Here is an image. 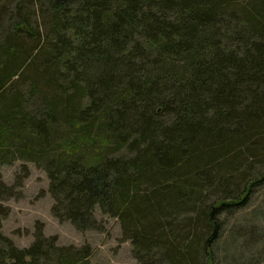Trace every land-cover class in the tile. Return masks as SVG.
Returning a JSON list of instances; mask_svg holds the SVG:
<instances>
[{
  "label": "trees",
  "instance_id": "trees-1",
  "mask_svg": "<svg viewBox=\"0 0 264 264\" xmlns=\"http://www.w3.org/2000/svg\"><path fill=\"white\" fill-rule=\"evenodd\" d=\"M44 1L43 30L0 7V174L33 163L56 219H117L140 264H210L220 213L264 180V0ZM33 235L0 233V264H90Z\"/></svg>",
  "mask_w": 264,
  "mask_h": 264
},
{
  "label": "rangeland",
  "instance_id": "rangeland-1",
  "mask_svg": "<svg viewBox=\"0 0 264 264\" xmlns=\"http://www.w3.org/2000/svg\"><path fill=\"white\" fill-rule=\"evenodd\" d=\"M42 1L44 4L45 1ZM2 6L3 12L8 14L5 21L11 14L17 16L14 23H19L23 16H29L31 23L43 30L44 15L39 0H0V7ZM22 164L17 161L1 168V188L4 192L11 190L14 194L0 198V210H7L6 217L1 221L2 235L10 238L18 248H27L33 242L35 228H43V234L46 237H56L60 246H89L90 264H140L132 241L124 238L117 219L101 217L97 212L103 229L83 232L77 231L69 222L56 219L51 214L52 199L48 194L46 173L28 162V172L24 174L21 172ZM263 170L259 165L254 173L258 177ZM230 188L235 190L234 183H231ZM212 189H205L203 196L201 195L208 202L216 198ZM245 201L242 206L237 205L220 213L210 264H264V180H259L251 187ZM186 217L183 213L176 216L177 226Z\"/></svg>",
  "mask_w": 264,
  "mask_h": 264
}]
</instances>
